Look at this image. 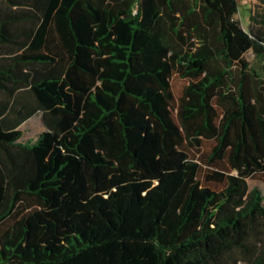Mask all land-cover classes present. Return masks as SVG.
<instances>
[{
	"label": "trees",
	"instance_id": "1",
	"mask_svg": "<svg viewBox=\"0 0 264 264\" xmlns=\"http://www.w3.org/2000/svg\"><path fill=\"white\" fill-rule=\"evenodd\" d=\"M261 3L0 0V264H264Z\"/></svg>",
	"mask_w": 264,
	"mask_h": 264
},
{
	"label": "rangeland",
	"instance_id": "2",
	"mask_svg": "<svg viewBox=\"0 0 264 264\" xmlns=\"http://www.w3.org/2000/svg\"><path fill=\"white\" fill-rule=\"evenodd\" d=\"M239 8L238 12L235 16V19L239 20L242 27L249 31L251 27V17L257 12L258 7L261 6L262 0H238ZM246 59L250 61L254 68L258 70V72L264 76V71L261 69V66L258 60L255 58L253 52H249L246 55ZM172 90L176 98L182 97L185 88L188 86L189 82L187 79L181 76L180 72H176L172 78ZM21 130L24 131L23 141L26 142L28 140L35 141L39 134L44 130L42 115L38 114L30 121L21 126ZM210 143L203 142L201 150H207L210 148ZM250 187H258L264 193V181L260 180H250Z\"/></svg>",
	"mask_w": 264,
	"mask_h": 264
},
{
	"label": "crops",
	"instance_id": "3",
	"mask_svg": "<svg viewBox=\"0 0 264 264\" xmlns=\"http://www.w3.org/2000/svg\"><path fill=\"white\" fill-rule=\"evenodd\" d=\"M34 118V117H33Z\"/></svg>",
	"mask_w": 264,
	"mask_h": 264
}]
</instances>
